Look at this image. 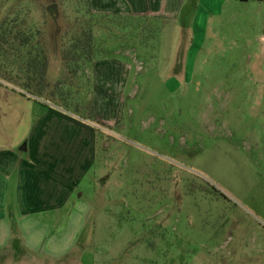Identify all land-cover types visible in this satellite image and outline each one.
I'll list each match as a JSON object with an SVG mask.
<instances>
[{
  "label": "rangeland",
  "instance_id": "374dc122",
  "mask_svg": "<svg viewBox=\"0 0 264 264\" xmlns=\"http://www.w3.org/2000/svg\"><path fill=\"white\" fill-rule=\"evenodd\" d=\"M18 1L0 0L19 56L0 55V80L60 112L61 140L85 142L69 150L77 204L33 215L37 244L71 241L56 264H264L260 8L161 0L134 21L90 19L85 0ZM74 20L102 67L65 70Z\"/></svg>",
  "mask_w": 264,
  "mask_h": 264
},
{
  "label": "crops",
  "instance_id": "0c3cea01",
  "mask_svg": "<svg viewBox=\"0 0 264 264\" xmlns=\"http://www.w3.org/2000/svg\"><path fill=\"white\" fill-rule=\"evenodd\" d=\"M161 2L89 0L95 15L133 18L157 15ZM244 2L263 13L259 39L264 54V1ZM98 65L102 67L103 62L96 61L92 67ZM44 101L0 80V264H56L71 250V241L67 245L59 239L47 248L40 246L37 243L42 238H35L31 232L33 215L47 209L58 212L61 203L70 205L79 197L75 196V186L79 183L80 160L72 163L69 150L76 153L85 146V142L71 146L61 140L71 132L67 119ZM82 133L85 138L86 126ZM82 164L85 167V159Z\"/></svg>",
  "mask_w": 264,
  "mask_h": 264
},
{
  "label": "trees",
  "instance_id": "16d2710c",
  "mask_svg": "<svg viewBox=\"0 0 264 264\" xmlns=\"http://www.w3.org/2000/svg\"><path fill=\"white\" fill-rule=\"evenodd\" d=\"M23 0H19L18 2H22ZM54 2V0H51ZM243 1H264V0H243ZM24 2L26 3L27 0H24ZM86 3V7H87V12H88V16L91 18H102V19H108V18H114L116 20H126V18L128 19H132L134 21L137 20H146V18H141V17H109V16H103V15H95L91 12L90 10V4H89V0H85ZM6 19V18H5ZM5 19L0 21V30H1V26H3V22L5 21ZM7 21L9 22V19H7ZM56 23V21H55ZM74 29L72 30L73 33H69L67 34V32L63 33L64 36L63 38H68V47L63 50V64L66 69H71V68H79L82 65H91L93 63V57H94V47L92 45V40H93V34L90 28V25L88 24H80L77 23L74 20V24H73ZM6 31H9L8 35L7 33H5ZM10 28H5L4 29V33L2 32V34H0V45H1V51H0V55L3 56V58L6 57V59L8 61L12 60L13 64H15V62L18 60L19 56L16 51V48L14 47H8L6 46V44L9 42L7 40V38L10 36L11 32H10ZM12 41L17 40V34H15L14 36H11ZM19 40V39H18ZM20 41V40H19ZM25 42L24 40H21V42ZM23 42L20 44L18 43L17 45H14L15 47H19L22 48L23 46ZM7 48V49H6ZM66 53V54H65ZM31 53H28V56L26 55L27 58H30ZM15 56V57H14ZM14 57V58H13ZM11 62V61H10ZM72 71V69H71ZM67 72V71H66ZM68 73V72H67ZM91 122V121H89Z\"/></svg>",
  "mask_w": 264,
  "mask_h": 264
}]
</instances>
